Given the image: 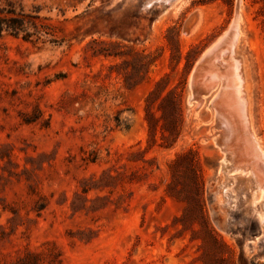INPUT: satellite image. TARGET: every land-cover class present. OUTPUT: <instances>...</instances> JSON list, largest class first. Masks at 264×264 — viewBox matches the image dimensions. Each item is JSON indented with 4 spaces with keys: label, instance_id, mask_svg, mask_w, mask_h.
<instances>
[{
    "label": "rangeland",
    "instance_id": "1",
    "mask_svg": "<svg viewBox=\"0 0 264 264\" xmlns=\"http://www.w3.org/2000/svg\"><path fill=\"white\" fill-rule=\"evenodd\" d=\"M9 1L41 27L0 39V264H264L215 104L238 61L264 149V0Z\"/></svg>",
    "mask_w": 264,
    "mask_h": 264
},
{
    "label": "bare ground",
    "instance_id": "2",
    "mask_svg": "<svg viewBox=\"0 0 264 264\" xmlns=\"http://www.w3.org/2000/svg\"><path fill=\"white\" fill-rule=\"evenodd\" d=\"M153 1V0H151ZM162 1V0H161ZM176 1V0H174ZM173 1V2H174ZM181 1V0H178ZM154 2V1H153ZM157 2V1H156ZM149 3V2H148ZM152 3V2H151ZM171 3V2H170ZM240 17H237L234 25H233V30H234V42L232 43V46L235 44V41L238 39L239 34L241 33V31H239V27H238V20H240ZM242 20V19H241ZM240 24V23H239ZM240 32V33H239ZM228 33V32H227ZM227 36V35H226ZM231 37V36H230ZM222 39V38H221ZM220 40V39H219ZM218 40V42H219ZM233 40V39H232ZM223 44L226 43V38L225 40H222ZM237 42V41H236ZM217 45V44H215ZM220 43L215 46V50L219 49L220 47ZM229 45V44H228ZM223 46V45H222ZM236 46V44H235ZM234 47V46H233ZM237 47V46H236ZM222 48V47H221ZM220 48V49H221ZM231 48V46L229 47ZM214 50V51H215ZM210 51V50H209ZM222 51V50H220ZM219 51V52H220ZM213 52V51H212ZM211 52V53H212ZM216 53V51H215ZM215 53L213 55H215ZM226 53V52H225ZM230 55V53L232 52H228ZM223 54V53H222ZM211 55V54H210ZM212 55V57H213ZM218 56V55H217ZM237 56V55H236ZM210 57V56H209ZM215 57V56H214ZM213 57V58H214ZM219 57V56H218ZM229 57V56H228ZM228 57H226V59H228ZM234 58V57H233ZM236 58V57H235ZM212 59V58H211ZM225 59V58H224ZM230 60V59H229ZM238 60V59H237ZM235 61V60H234ZM238 61H236V63L233 66V68H231L228 64V66L231 68V71H229V74H226L225 76V80L227 81V85L225 87H222L223 90L222 94L220 95V98L217 99L216 101V109H217V113H218V117L220 120V123L222 125V128H225V132H227V134H224L226 142L228 143L229 148L233 151V153L237 156V162L239 163V165L236 166V168L238 166H240L242 163H247V164H251V166L253 167V172L254 175L256 177H258V179L263 182V184H261V186L264 185V149L262 148V146L259 143V140L256 139V137L254 136V134L251 133L250 131V124H248V114H247V106H246V102L243 98V93L244 91H242V85L241 81L242 77L240 75V63H237ZM204 63V62H203ZM231 63V62H230ZM203 65V64H202ZM206 69L209 68V70H212L213 72L216 70L214 66V64L210 61H208V64L206 62ZM220 66V65H219ZM202 68V67H201ZM205 69V68H204ZM196 71V70H195ZM208 73V72H207ZM210 73V72H209ZM218 73V72H216ZM220 73V72H219ZM225 72H223L224 74ZM215 74V73H214ZM213 74V75H214ZM220 75V74H218ZM222 75V74H221ZM199 76V75H198ZM209 76V75H207ZM194 77V76H193ZM211 77V76H210ZM208 78V77H207ZM202 79V78H201ZM209 79V78H208ZM206 80V79H205ZM204 80V82H205ZM220 80V79H218ZM222 80V79H221ZM224 80V79H223ZM223 80L221 82H223ZM214 81V80H213ZM193 82V81H192ZM203 82V81H202ZM211 82V81H209ZM219 82V81H218ZM194 84V83H193ZM208 84V83H206ZM212 84V83H211ZM214 84V82H213ZM224 84V83H223ZM244 84V83H243ZM210 84H208L209 86ZM216 85V84H215ZM214 85V86H215ZM196 86V85H195ZM207 86V92L209 93ZM213 86V87H214ZM217 86V85H216ZM215 86V89H216ZM197 87V86H196ZM195 87V88H196ZM201 87V86H200ZM206 88V86H204ZM221 88V89H222ZM193 89V88H192ZM203 89V86H202ZM213 89V88H211ZM246 89V88H245ZM201 90V89H200ZM210 90V89H209ZM214 90V89H213ZM196 91V90H195ZM205 91V89H204ZM211 91V90H210ZM201 92V91H200ZM206 92V93H207ZM247 94V91H245ZM202 93V92H201ZM205 93V94H206ZM211 93V92H210ZM196 94V93H194ZM193 94V96H194ZM219 95V94H218ZM245 95V93H244ZM192 96V97H193ZM202 96V95H201ZM248 96V95H247ZM194 98V97H193ZM192 98V99H193ZM191 101V100H190ZM250 101V100H249ZM193 102V101H192ZM215 104L213 105L215 107ZM250 104V102H249ZM248 105V104H247ZM249 107V106H248ZM196 109V108H195ZM250 113V112H249ZM218 119H216L217 121ZM220 126V125H218ZM252 126V125H251ZM252 128V127H251ZM253 129V128H252ZM224 132V133H225ZM224 145V143H223ZM221 146V144H220ZM223 148V147H222ZM226 149V147H225ZM231 150L229 152H231ZM225 151V150H224ZM226 153V152H225ZM230 154V153H229ZM233 155V154H232ZM228 157H226L227 159ZM232 158V156H231ZM235 157H233L234 159ZM225 160V159H224ZM230 160V157H229ZM232 161V159H231ZM234 162V161H233ZM241 163V164H240ZM229 165V163H228ZM243 165V164H242ZM230 166V165H229ZM234 166V165H233ZM235 168V167H234ZM243 168V166H242ZM228 169V167L226 168ZM231 169V168H230ZM229 169V170H230ZM241 169V168H239ZM238 169V170H239ZM246 169V168H244ZM248 169V168H247ZM225 170V169H224ZM226 171V170H225ZM243 171V170H242ZM249 171V170H248ZM240 172V171H238ZM232 174V173H231ZM256 180V179H255ZM254 177L252 178L253 184L255 185V181ZM258 181V182H260ZM257 182V180H256ZM258 186V185H257ZM260 186V187H261ZM228 189V188H227ZM231 190V189H230ZM262 190L264 191V188H262ZM261 190V191H262ZM258 193V191L256 192ZM261 193V192H260ZM259 193V194H260ZM263 195V194H262ZM260 196V195H259ZM262 198V197H261ZM260 199H258L259 201ZM264 198L261 200L263 201ZM258 203V202H257ZM256 205V204H255ZM259 209V208H258ZM261 216V223H263L264 221V215H260Z\"/></svg>",
    "mask_w": 264,
    "mask_h": 264
},
{
    "label": "trees",
    "instance_id": "3",
    "mask_svg": "<svg viewBox=\"0 0 264 264\" xmlns=\"http://www.w3.org/2000/svg\"><path fill=\"white\" fill-rule=\"evenodd\" d=\"M40 20L39 15H31L23 8L17 9L9 0H0V39L5 34L22 37L27 41L39 39Z\"/></svg>",
    "mask_w": 264,
    "mask_h": 264
}]
</instances>
